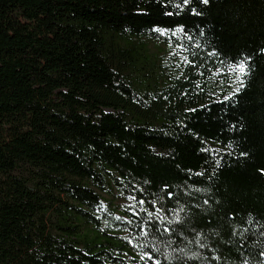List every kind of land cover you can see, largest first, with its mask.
I'll return each mask as SVG.
<instances>
[{"label":"trees","instance_id":"obj_1","mask_svg":"<svg viewBox=\"0 0 264 264\" xmlns=\"http://www.w3.org/2000/svg\"><path fill=\"white\" fill-rule=\"evenodd\" d=\"M0 264H264V0H0Z\"/></svg>","mask_w":264,"mask_h":264},{"label":"snow or ice","instance_id":"obj_2","mask_svg":"<svg viewBox=\"0 0 264 264\" xmlns=\"http://www.w3.org/2000/svg\"><path fill=\"white\" fill-rule=\"evenodd\" d=\"M185 3H187V0H185ZM235 71H237L240 75H244L247 73V65L245 61H241L238 65L235 66Z\"/></svg>","mask_w":264,"mask_h":264},{"label":"rangeland","instance_id":"obj_3","mask_svg":"<svg viewBox=\"0 0 264 264\" xmlns=\"http://www.w3.org/2000/svg\"><path fill=\"white\" fill-rule=\"evenodd\" d=\"M148 44H149V47L151 48V50H153V51L157 50V46L155 45V43L153 41H150Z\"/></svg>","mask_w":264,"mask_h":264}]
</instances>
